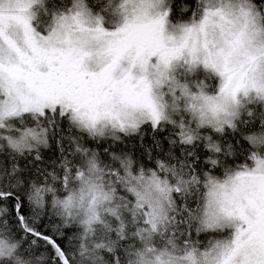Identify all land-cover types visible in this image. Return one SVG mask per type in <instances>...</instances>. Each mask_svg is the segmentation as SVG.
Here are the masks:
<instances>
[{
    "label": "snow or ice",
    "instance_id": "1",
    "mask_svg": "<svg viewBox=\"0 0 264 264\" xmlns=\"http://www.w3.org/2000/svg\"><path fill=\"white\" fill-rule=\"evenodd\" d=\"M0 264H264V0H0Z\"/></svg>",
    "mask_w": 264,
    "mask_h": 264
}]
</instances>
